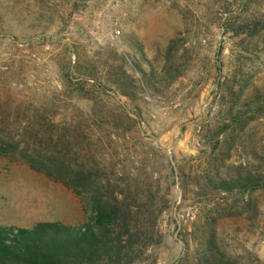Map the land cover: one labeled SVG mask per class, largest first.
<instances>
[{
	"label": "rangeland",
	"instance_id": "rangeland-1",
	"mask_svg": "<svg viewBox=\"0 0 264 264\" xmlns=\"http://www.w3.org/2000/svg\"><path fill=\"white\" fill-rule=\"evenodd\" d=\"M240 13L264 17V0H0V98L42 104L61 125L80 123L91 164L122 187L164 198L137 264H194L198 219L211 215L222 248L242 264H264V184L249 208V196L235 206L195 184L204 167L228 179L239 166L264 173L252 153L264 156V114L247 112L243 134L238 123L215 134L240 105L264 96V29L227 31ZM138 67L164 77L148 83ZM119 81L133 84H121L129 97ZM187 210L195 219L178 223ZM87 217L61 183L0 158V225Z\"/></svg>",
	"mask_w": 264,
	"mask_h": 264
},
{
	"label": "trees",
	"instance_id": "trees-1",
	"mask_svg": "<svg viewBox=\"0 0 264 264\" xmlns=\"http://www.w3.org/2000/svg\"><path fill=\"white\" fill-rule=\"evenodd\" d=\"M226 21L227 31L234 35L253 36L264 29V17L248 19L240 13ZM163 67L168 70L167 65ZM138 68L148 83L151 78L164 77V73L158 76L153 70L147 76ZM121 84L126 89L133 84L121 81L117 88L129 97L131 93ZM252 103L254 109H249ZM252 103L240 105L245 109L240 108L236 115L230 113L231 124L218 128L215 134L230 129L232 123H238V132L243 134L245 123L241 122L247 112L264 114V96L258 95ZM251 120L254 117L248 119ZM81 129L80 123H55L45 114L42 104L0 98V158L23 162L61 183L82 199L88 212L87 220L75 225L59 221H41L31 227L0 225V264H137L144 259L146 247L153 242L148 229L155 226L166 208L164 198L136 185L122 187L117 179L91 164L84 142L77 137ZM207 142H211L210 136ZM252 153L264 161V156L254 150ZM238 169L228 179L217 169L204 167L195 177V184L202 185L203 193L207 190L205 194L208 190L224 192L226 195L218 200L233 199L235 206L245 204V196H249V208L251 194L264 184V173L257 168ZM198 220L194 264H242L216 241L214 215L200 216Z\"/></svg>",
	"mask_w": 264,
	"mask_h": 264
},
{
	"label": "built area",
	"instance_id": "built-area-1",
	"mask_svg": "<svg viewBox=\"0 0 264 264\" xmlns=\"http://www.w3.org/2000/svg\"><path fill=\"white\" fill-rule=\"evenodd\" d=\"M115 34H120V30H116L115 31ZM178 203L180 201H177ZM163 214L166 212V209L163 210ZM178 217H176L178 223H188V222H191L192 220L195 219V212L194 211H191V210H187V211H183L182 213H178L177 214Z\"/></svg>",
	"mask_w": 264,
	"mask_h": 264
}]
</instances>
